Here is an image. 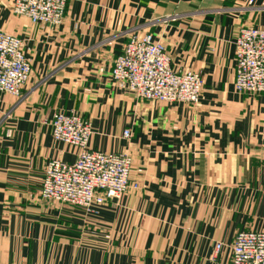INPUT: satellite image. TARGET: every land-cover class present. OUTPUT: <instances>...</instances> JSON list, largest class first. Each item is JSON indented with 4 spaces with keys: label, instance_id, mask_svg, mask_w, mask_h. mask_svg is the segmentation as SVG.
<instances>
[{
    "label": "crops",
    "instance_id": "0c3cea01",
    "mask_svg": "<svg viewBox=\"0 0 264 264\" xmlns=\"http://www.w3.org/2000/svg\"><path fill=\"white\" fill-rule=\"evenodd\" d=\"M12 8L0 0V30L22 38L33 73L20 96L0 92V264H230L237 233L264 230V95L234 89L236 39L264 28V0H69L56 28ZM147 32L201 74L199 102L113 80ZM59 110L91 121V148L131 154L139 189L93 211L42 198L48 162L79 152L53 138Z\"/></svg>",
    "mask_w": 264,
    "mask_h": 264
},
{
    "label": "built area",
    "instance_id": "2783aa9c",
    "mask_svg": "<svg viewBox=\"0 0 264 264\" xmlns=\"http://www.w3.org/2000/svg\"><path fill=\"white\" fill-rule=\"evenodd\" d=\"M69 0H13V13L34 24L53 28L63 23ZM256 0H249V4ZM236 92L264 95V28L243 27L235 42ZM33 70L18 35L0 30V92L20 96ZM113 80L138 98L167 103H197L204 89L199 72L178 71L162 40L151 33L134 34L115 57ZM52 135L59 142L79 149L77 159H53L44 169L42 198L93 211L111 199H120L139 182L131 181L133 159L125 152L90 147L92 123L77 113L57 111ZM131 137V129L124 131ZM222 243L216 244L219 250ZM230 264H264V230H242L231 244Z\"/></svg>",
    "mask_w": 264,
    "mask_h": 264
}]
</instances>
